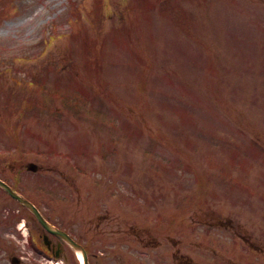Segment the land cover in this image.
Listing matches in <instances>:
<instances>
[{
  "label": "rangeland",
  "instance_id": "rangeland-1",
  "mask_svg": "<svg viewBox=\"0 0 264 264\" xmlns=\"http://www.w3.org/2000/svg\"><path fill=\"white\" fill-rule=\"evenodd\" d=\"M0 87V175L104 228L93 264H264V0H0ZM16 208L0 191V231L42 264Z\"/></svg>",
  "mask_w": 264,
  "mask_h": 264
},
{
  "label": "water",
  "instance_id": "water-1",
  "mask_svg": "<svg viewBox=\"0 0 264 264\" xmlns=\"http://www.w3.org/2000/svg\"><path fill=\"white\" fill-rule=\"evenodd\" d=\"M29 168L31 169H35L36 167L32 164H30ZM0 186H2L9 194H11L13 197L17 198L22 204H24L25 206H27L28 208H30L32 211L35 212V214L37 215V217L39 218V220L42 222V224L49 230H51L52 232H54L55 234L57 235H60L62 237H64L65 239H68V241H71L69 240V238L66 236V234H64L62 231L60 230H57L53 227H51L48 223H46L41 217L40 215L38 214V212L36 211V209L34 208V206L29 202L27 201L26 199H24L22 196H20L19 194H17L16 192H14L7 184H5L4 182H2L0 180ZM87 264V263H86Z\"/></svg>",
  "mask_w": 264,
  "mask_h": 264
},
{
  "label": "flooded vegetation",
  "instance_id": "flooded-vegetation-1",
  "mask_svg": "<svg viewBox=\"0 0 264 264\" xmlns=\"http://www.w3.org/2000/svg\"><path fill=\"white\" fill-rule=\"evenodd\" d=\"M55 249H58L57 247H55ZM59 255H66L67 254V251L66 249L64 248V246H60L59 247ZM66 251V252H65ZM46 255L48 256H51V253L49 254L48 252H45Z\"/></svg>",
  "mask_w": 264,
  "mask_h": 264
},
{
  "label": "bare ground",
  "instance_id": "bare-ground-1",
  "mask_svg": "<svg viewBox=\"0 0 264 264\" xmlns=\"http://www.w3.org/2000/svg\"><path fill=\"white\" fill-rule=\"evenodd\" d=\"M79 258L82 260L81 256L79 255Z\"/></svg>",
  "mask_w": 264,
  "mask_h": 264
}]
</instances>
